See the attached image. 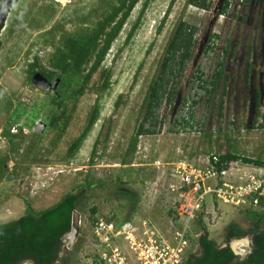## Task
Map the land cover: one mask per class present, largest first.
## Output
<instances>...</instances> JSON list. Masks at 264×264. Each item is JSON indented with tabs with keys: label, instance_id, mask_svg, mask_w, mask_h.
<instances>
[{
	"label": "rangeland",
	"instance_id": "374dc122",
	"mask_svg": "<svg viewBox=\"0 0 264 264\" xmlns=\"http://www.w3.org/2000/svg\"><path fill=\"white\" fill-rule=\"evenodd\" d=\"M128 1L14 0L17 9H10L0 32V224L18 219L27 205L39 211L68 192H80L85 204L75 219L80 217L83 224L78 235L81 244L67 264H90L94 218L135 223L149 219L167 229L171 221L167 184L173 164L200 165L207 156L226 151L264 159V128L253 123L255 92L261 91L264 81L256 71L264 64V0H209L207 10L187 5L186 0H138L101 63L110 72L108 87L97 92L96 73L78 101L67 97L69 88L81 81L80 76L63 71L69 60L68 44L89 41ZM21 12L22 18L17 19ZM180 20L195 27L193 56L172 105L163 100L156 112L159 134L138 137L134 151L129 152L148 86ZM211 45L213 49L208 50ZM35 60L36 69L32 68ZM247 62L256 70L247 72ZM219 64L223 75L211 92ZM33 69L61 77L64 85L56 90L71 116L63 131L61 123L42 133L36 130L39 122L50 124V99L56 91L34 86ZM94 108L98 113L94 125L69 156L70 145ZM259 110L263 112L264 104ZM180 118L187 124L177 123ZM6 132L13 136L11 142ZM17 133L20 136L15 138ZM92 207L97 209L94 216L89 211ZM203 213V226L215 244L232 239L226 234L228 224L236 223L242 230L253 224L247 213L211 196L206 197ZM198 230L191 237L188 254H199ZM70 239L64 237L55 264H62Z\"/></svg>",
	"mask_w": 264,
	"mask_h": 264
},
{
	"label": "trees",
	"instance_id": "16d2710c",
	"mask_svg": "<svg viewBox=\"0 0 264 264\" xmlns=\"http://www.w3.org/2000/svg\"><path fill=\"white\" fill-rule=\"evenodd\" d=\"M137 1L129 0L123 7L116 9L101 24L99 30L96 31L89 41L68 44L67 59L69 60L66 62L63 71H69L81 77V81L78 84L69 88L67 92L68 98L78 101L85 94L92 77L96 73H98L100 81L99 86L96 88L97 92L104 91L108 87L110 72L101 68V63ZM186 4L201 10H207L210 7L209 0H186ZM227 6L228 4H226L225 8ZM122 8L124 12H121ZM118 12L122 13L119 18L117 16ZM136 27L137 24L133 27L128 37L132 35ZM107 29L109 30L106 31ZM194 33L195 27L188 25L184 21L180 20L176 25L162 56L158 72L148 86L143 100L141 119L129 142V152L134 151L138 137L159 134L160 126L158 127L159 123L157 122L156 112L163 100L169 106L172 105L176 96L177 85L180 82L187 63L191 60L194 53L193 49L196 42ZM207 49L212 50L213 46H208ZM37 65L38 63L35 60L32 68L36 69ZM40 74L49 81L53 79H59L60 81L61 79L60 75L49 72L40 71ZM31 75H34V69L31 71ZM222 75L223 67L219 64V68L214 75V81L210 82L212 85L211 92L217 89ZM197 79L201 82L199 87L203 88L204 82L201 80V76H198ZM174 81V86H171L170 83ZM63 85V82L60 81L58 86L62 88ZM55 91L56 93L50 99V105L52 106L50 114H60V116L51 117L49 126L55 127L57 123H61V131H63L69 123L71 116L67 111L66 101L60 97L58 89ZM74 107L75 105H73V110ZM97 115V108L92 109L86 125L69 147V156L74 153L80 142L86 137L94 125ZM180 119H177L176 122L183 121L187 124L185 118ZM259 127L264 128V114ZM19 136L20 134H16L15 138ZM6 138L10 142L13 140L12 135L8 134V132H6ZM11 149H15V144ZM217 156H219V164L217 165L219 169L223 167L224 163L237 159L253 163L257 166L264 165V159H252L230 151L219 153ZM86 185L88 187L90 183L88 182ZM84 204L83 194L75 191L68 192L56 203L43 210L37 211L30 205H27L24 214L18 219L0 224V264H20L28 261L32 262V264H55L56 261H59L60 252L63 249L62 238L71 230L73 213L74 211L83 209ZM89 211L93 216L97 213L95 207H92ZM243 213H247L250 216L253 226L247 230H242L236 223H230L226 226L227 237L233 238L254 233L255 249L251 255L247 256L243 264H264V233H257L259 231L258 222L264 221V198L260 199L258 209H246ZM203 214V212H200L194 221L195 224L194 222L192 224L193 233L198 230L196 225L200 228L198 230L200 234L196 241L199 255L195 253L188 254L184 264H239L232 263L234 255L230 248L225 247L221 251L216 247L215 242L208 238V234L202 223ZM80 244L81 239L78 237L75 245L71 248L66 247V256L61 258L62 264H67V262L73 259L74 252Z\"/></svg>",
	"mask_w": 264,
	"mask_h": 264
},
{
	"label": "built area",
	"instance_id": "2783aa9c",
	"mask_svg": "<svg viewBox=\"0 0 264 264\" xmlns=\"http://www.w3.org/2000/svg\"><path fill=\"white\" fill-rule=\"evenodd\" d=\"M261 123L259 120L255 126ZM218 164L217 154L207 156L200 165L184 161L173 164L167 184L171 200L167 229L157 227L149 219L135 223L94 218L90 229V264H184L193 235L192 224L206 210L207 196L237 210L258 209L260 199L264 198V165L241 159L224 163L221 169ZM75 214L76 211L73 222L77 235L67 243L68 248L82 230V220L75 219Z\"/></svg>",
	"mask_w": 264,
	"mask_h": 264
},
{
	"label": "clouds",
	"instance_id": "9594fccd",
	"mask_svg": "<svg viewBox=\"0 0 264 264\" xmlns=\"http://www.w3.org/2000/svg\"><path fill=\"white\" fill-rule=\"evenodd\" d=\"M11 10L17 9V4L13 2L8 4V0H0V18H3ZM23 13L21 12L17 19H21ZM216 247L219 250H223L225 247L231 249L234 256L239 258V264H243V261L247 256L251 255L253 251V239L251 236H239L233 237L231 240H219L216 241Z\"/></svg>",
	"mask_w": 264,
	"mask_h": 264
},
{
	"label": "flooded vegetation",
	"instance_id": "af4514ba",
	"mask_svg": "<svg viewBox=\"0 0 264 264\" xmlns=\"http://www.w3.org/2000/svg\"><path fill=\"white\" fill-rule=\"evenodd\" d=\"M14 1V0H13ZM245 2L246 3H251L252 1L251 0H245ZM252 24H253V21L251 20L250 21V26H252ZM254 28V32H255V34H256V29L258 28V25L257 24H255V26L253 27ZM264 41V40H263ZM232 52H230V54H231ZM246 68H247V72L248 71H250V70H252V69H255L254 68V66H253V63L252 64H250L249 62H247V64H246ZM257 69V70H256ZM255 70L258 72V75H259V77H264V64L261 66L260 65V67H258V68H256ZM35 73H40V71H37V70H35L34 71V74ZM33 76V75H32ZM54 80L55 79H53V80H51L50 82H54ZM224 84H223V90H224ZM260 88H261V91L259 92V91H256L255 92V98H254V100H255V116H254V121H253V123L256 125L257 123H259V120H261L262 121V116H263V114H264V110H263V112H260V108H262L263 107V104H264V81H262L261 83H260ZM56 89H51V90H49V91H55ZM225 91V90H224ZM224 93L222 92V95H223ZM53 116H57V117H59L60 116V114H57V115H53ZM40 121H42V120H40ZM50 125V124H49ZM49 125H47V123L45 124V126H46V128L47 127H49ZM259 125L260 124H258V126L257 127H259ZM18 134V133H17ZM13 137V136H12ZM252 226H253V224H252ZM258 232L257 233H264V221L262 222V221H260V222H258ZM249 236H251L252 237V239H253V250L255 249V242H254V233H252V234H249ZM62 242H63V244H64V237L62 238ZM231 250V249H230ZM253 252V251H252ZM199 255V254H198ZM23 263H29V264H32V262H22V263H20V264H23ZM232 263H239V258L238 257H236V256H234L233 257V259H232Z\"/></svg>",
	"mask_w": 264,
	"mask_h": 264
},
{
	"label": "water",
	"instance_id": "95a60500",
	"mask_svg": "<svg viewBox=\"0 0 264 264\" xmlns=\"http://www.w3.org/2000/svg\"><path fill=\"white\" fill-rule=\"evenodd\" d=\"M13 2V0H8V4L11 5ZM9 14V13H8ZM8 14H6L3 18H0V32L3 30L5 22H6V18L8 16ZM32 83L34 86H37L38 88L44 90V91H49L51 89H56L58 84H59V79H55L54 82H50L46 77H44L43 75H41L40 73H35L32 76ZM46 126L45 124H43L42 122H39L37 124L36 130L39 133H42L45 130ZM77 235V228L74 225L73 219H72V224H71V230L65 234L64 237L69 236L71 239H75Z\"/></svg>",
	"mask_w": 264,
	"mask_h": 264
},
{
	"label": "bare ground",
	"instance_id": "6f19581e",
	"mask_svg": "<svg viewBox=\"0 0 264 264\" xmlns=\"http://www.w3.org/2000/svg\"><path fill=\"white\" fill-rule=\"evenodd\" d=\"M58 1L63 3L64 0H58Z\"/></svg>",
	"mask_w": 264,
	"mask_h": 264
}]
</instances>
